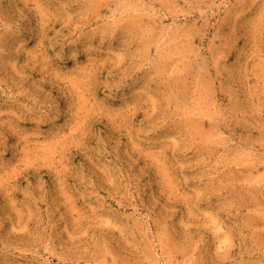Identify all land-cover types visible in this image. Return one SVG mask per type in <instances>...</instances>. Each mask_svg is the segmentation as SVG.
Returning a JSON list of instances; mask_svg holds the SVG:
<instances>
[{
	"label": "rangeland",
	"instance_id": "obj_1",
	"mask_svg": "<svg viewBox=\"0 0 264 264\" xmlns=\"http://www.w3.org/2000/svg\"><path fill=\"white\" fill-rule=\"evenodd\" d=\"M0 264H264V0H0Z\"/></svg>",
	"mask_w": 264,
	"mask_h": 264
}]
</instances>
